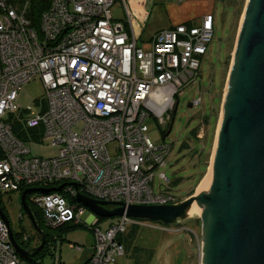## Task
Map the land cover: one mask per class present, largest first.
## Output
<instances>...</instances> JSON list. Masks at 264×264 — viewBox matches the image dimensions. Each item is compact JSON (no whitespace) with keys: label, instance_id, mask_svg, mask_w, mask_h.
I'll return each mask as SVG.
<instances>
[{"label":"built area","instance_id":"built-area-1","mask_svg":"<svg viewBox=\"0 0 264 264\" xmlns=\"http://www.w3.org/2000/svg\"><path fill=\"white\" fill-rule=\"evenodd\" d=\"M47 1L36 27L28 16L31 0L21 5L0 0V196L48 190L27 195L40 211L35 218L41 213L48 229L89 223L94 244L84 264H119L125 254L120 238L140 222L121 216L103 230L96 214L83 219L89 210L78 196L130 206L187 200L155 192L154 172L166 166L172 146L155 144L147 121L153 117L169 126L180 95L201 76L215 17L159 31L145 50L138 45L142 38L134 30L130 0H121L123 22L112 13L116 0ZM36 79L45 95L39 112L25 118L15 113L19 91ZM204 133L200 126L198 139ZM34 140L50 142L59 155L33 156ZM161 179L170 182L164 174ZM23 238H30L27 231ZM58 243L54 238L49 249L60 264ZM21 257L0 217V264H26Z\"/></svg>","mask_w":264,"mask_h":264},{"label":"rangeland","instance_id":"rangeland-1","mask_svg":"<svg viewBox=\"0 0 264 264\" xmlns=\"http://www.w3.org/2000/svg\"><path fill=\"white\" fill-rule=\"evenodd\" d=\"M150 9L151 20L146 27L133 18L136 35L142 36L139 47L149 49V41L166 17L159 6L151 0H143ZM141 3V0L139 1ZM249 0H218L215 8V30L207 55L202 60L201 76L185 89L179 97L176 112L172 113L171 132L164 137L169 126H160L155 118L147 121V135L158 146L170 144L172 150L166 159V166L154 172V190L166 192L179 200L198 196V190L204 185L213 165L218 132L222 121L230 77L236 61L241 27L246 17ZM155 6V8H153ZM116 20H125V10L121 0H116L112 9ZM44 88L39 79L24 85L19 91L15 113L29 118L40 110L38 101L44 98ZM200 101L195 105V101ZM192 105V107H190ZM31 109V111H27ZM207 119V120H206ZM204 128V139H198L199 127ZM82 125L77 129L80 130ZM76 129V130H77ZM33 156L52 158L59 155V148L48 141L34 140L29 144ZM169 178L167 183L162 175ZM193 193L190 197L189 194ZM200 195V194H199ZM17 193L3 194L1 204L8 213L15 234L27 229L30 247L36 249L41 240L27 216H22L21 201ZM30 208L37 214L39 209L29 202ZM93 213L88 211L84 220ZM22 215V214H21ZM116 218L101 217L99 227L103 230ZM136 225L132 247L125 246V254L119 258V264H203V219L199 215L187 219H178L169 226L151 221H139ZM40 229L50 238H57L60 248V264H84L94 244L90 224L86 226L51 229L43 223ZM129 227L128 232L131 231ZM77 248H82L79 250ZM50 252L42 259L44 264H57L56 257Z\"/></svg>","mask_w":264,"mask_h":264},{"label":"water","instance_id":"water-1","mask_svg":"<svg viewBox=\"0 0 264 264\" xmlns=\"http://www.w3.org/2000/svg\"><path fill=\"white\" fill-rule=\"evenodd\" d=\"M223 113L213 184L201 197L177 206H130L82 195L78 201L100 218L128 216L166 226L186 219L185 215L200 213L205 217V264H264V0H251L246 9ZM172 123L164 137L171 132ZM35 192L48 190H28L21 198L22 212L42 236L41 246L33 253L18 244L8 213L0 205V217L10 228L14 247L24 258L41 251L47 241L26 199ZM195 201L204 207L191 210L189 207Z\"/></svg>","mask_w":264,"mask_h":264},{"label":"crops","instance_id":"crops-1","mask_svg":"<svg viewBox=\"0 0 264 264\" xmlns=\"http://www.w3.org/2000/svg\"><path fill=\"white\" fill-rule=\"evenodd\" d=\"M139 1L140 0H130L131 11L143 27H146L147 23L151 20L152 14H150V8L146 6V3L143 0H141V3H139ZM217 1L218 0H154L153 5L159 6L160 11H163L166 17L164 23L162 19L155 22L159 25L156 28L155 34L178 25L199 24L200 20L207 15L215 16ZM155 6H153V8H155ZM21 213L23 217H25L26 214L24 212Z\"/></svg>","mask_w":264,"mask_h":264},{"label":"trees","instance_id":"trees-1","mask_svg":"<svg viewBox=\"0 0 264 264\" xmlns=\"http://www.w3.org/2000/svg\"><path fill=\"white\" fill-rule=\"evenodd\" d=\"M26 1L27 0H7V2H10V3L14 4V5H21V4L25 3ZM30 4H31V6H30V11H29V15L28 16L33 21V25L37 27L39 25L40 18L42 16L43 12L49 6V2L47 0H31ZM177 106H178V102H177V105H176L173 113L176 112ZM171 122H173V116L171 118ZM15 129H16L15 132L20 137H23V138L25 137V133H23L22 128L19 125H16ZM191 195H193V193L189 194L187 197H190ZM0 205H1V196H0ZM2 209L6 212V210H5V208L3 206H2ZM38 216L39 217H37V219H40V221H42L43 220L42 219V214L39 213ZM100 220H101V218H100ZM40 221H37L38 225H40ZM81 226H86V225H81ZM67 227H77V226H67ZM132 228L133 229L131 231H129V232L127 231L126 234H124L120 238V241L127 247L128 246L132 247L131 242L134 240L135 232L137 230L136 225L132 226ZM26 231H27V229L23 228L22 232H19V233L16 234V239H17V241L19 242V244L22 247L29 248L31 239L29 238L27 241H25L24 238H23V235H24V233H26ZM38 236H39V238L41 240V237H40L39 234H38ZM52 241H54V238L51 239L50 236L48 235L47 244L41 251L36 253L31 258L30 257L29 258L21 257L22 260L25 261L26 264H38L37 262L38 261H42V259L50 252L49 245H50V242H52ZM33 252H34V250H33Z\"/></svg>","mask_w":264,"mask_h":264},{"label":"bare ground","instance_id":"bare-ground-1","mask_svg":"<svg viewBox=\"0 0 264 264\" xmlns=\"http://www.w3.org/2000/svg\"><path fill=\"white\" fill-rule=\"evenodd\" d=\"M249 1L251 2V0H249ZM245 19H246V17H245ZM244 23H245V20H244L243 25H242L241 28H243ZM241 32H242V29H241ZM240 34H241V33H240ZM235 62H236V61H235ZM228 89H229V88H228ZM227 92H228V91H227ZM227 98H228V93H227ZM227 98H226V102H227ZM223 118H224V113H223V116H222L221 124H222V122H223ZM221 124H220V125H221ZM217 144H218V141H217ZM216 152H217V145H216V150H215V155H214L213 165H212V168H211V170H210V172H209V175H208V177H207V179H206L204 185L198 190V192H197L198 196H196V197H194V198H199V197H201L203 194L209 192V190H210V188H211V186H212V184H213V180H214V177H213V176H214V166H215ZM199 194H200V195H199ZM203 207H204V205H203L202 203H200V202H198V201H195V202H194L189 208H190L191 210L197 211V210H199V209H201V208H203ZM194 215H199L201 218H205V217H204L202 214H200V213H196V214H192V215H185V217H186V219H187V218H189L190 216H194ZM203 255H204V256H203V264H205V263H204L205 252H204Z\"/></svg>","mask_w":264,"mask_h":264},{"label":"flooded vegetation","instance_id":"flooded-vegetation-1","mask_svg":"<svg viewBox=\"0 0 264 264\" xmlns=\"http://www.w3.org/2000/svg\"><path fill=\"white\" fill-rule=\"evenodd\" d=\"M30 196H27L26 197V199H27V203H28V206H29V200H30V198H29ZM29 208H30V206H29ZM31 209V208H30ZM32 210V209H31ZM32 212H34V211H32ZM36 215V214H35ZM37 218V217H36ZM39 221H40V219H38ZM41 223H43V221H40V224ZM22 232V231H21Z\"/></svg>","mask_w":264,"mask_h":264},{"label":"clouds","instance_id":"clouds-1","mask_svg":"<svg viewBox=\"0 0 264 264\" xmlns=\"http://www.w3.org/2000/svg\"><path fill=\"white\" fill-rule=\"evenodd\" d=\"M22 198V197H21ZM188 200V199H187ZM21 201V200H20Z\"/></svg>","mask_w":264,"mask_h":264}]
</instances>
